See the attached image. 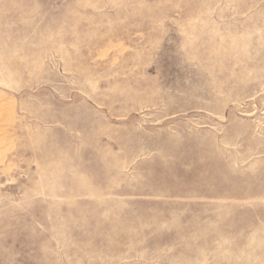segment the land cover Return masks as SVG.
Wrapping results in <instances>:
<instances>
[{
    "label": "rangeland",
    "instance_id": "rangeland-1",
    "mask_svg": "<svg viewBox=\"0 0 264 264\" xmlns=\"http://www.w3.org/2000/svg\"><path fill=\"white\" fill-rule=\"evenodd\" d=\"M0 264H264V0H0Z\"/></svg>",
    "mask_w": 264,
    "mask_h": 264
}]
</instances>
